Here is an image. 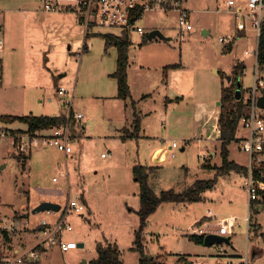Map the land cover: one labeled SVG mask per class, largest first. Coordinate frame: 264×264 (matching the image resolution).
Instances as JSON below:
<instances>
[{"label":"rangeland","instance_id":"374dc122","mask_svg":"<svg viewBox=\"0 0 264 264\" xmlns=\"http://www.w3.org/2000/svg\"><path fill=\"white\" fill-rule=\"evenodd\" d=\"M226 1L187 0L193 29L182 40L175 13L145 12L136 23L146 32L159 29L171 40L129 35L127 83L131 98L125 101L113 97L116 81L110 74L116 67L117 47L106 46L100 35L117 33L114 28L90 29L83 49L80 26L70 29L62 20L50 21L49 31L37 32L42 37L31 49L19 51L23 73L18 72L19 77L14 73L13 85L8 87L5 81L0 86V133L25 128L18 120L4 121L6 116H68L72 111L68 130L72 152L67 155L41 142L22 148L27 134H0V218L13 226L6 236L0 231V259L5 255L12 258V249L23 239L19 254L33 249L43 237L37 229L41 219L56 221L66 212L69 200H76L84 210L64 213L72 230L65 231L62 238L83 246L62 252L58 245H49L34 261L26 259L21 264H89L97 256L98 242L116 244L123 264H138L139 255L131 249L139 226V184L133 167L151 168L147 181L156 195L168 189L179 192L197 179L213 178L215 170L204 163L220 165V143L214 145L205 139L215 134L216 103L222 86L231 82L227 76L233 75L238 60L245 65L240 76L242 94L253 85L256 55L250 51L257 46L253 32L233 38L229 51L225 49L229 43L219 41L220 37L236 35L235 19ZM235 1L246 8L247 0ZM1 5L29 9L34 16L41 0H0ZM58 86L67 91L64 96L58 95ZM131 99L140 115L141 130L137 132ZM171 99L176 100L169 102ZM76 113L83 114L79 125ZM207 113L214 119L204 125L196 121L204 122ZM124 132L133 134L124 136ZM241 132L245 134V130ZM173 141L178 145L175 149L170 148ZM210 150L215 153L212 158L206 154ZM257 156L264 158V153ZM17 157H28L24 169ZM228 159L245 167L250 161L238 140L228 144ZM227 175L197 202L160 204L144 228L146 253L160 256L167 264H186L179 255L192 264H242L246 257L248 264H264V201L257 210H248L243 173L231 170ZM43 199L58 202L60 211L32 214L34 204ZM207 209L216 216L213 224L219 218H236L232 233L227 235L229 243L206 246L183 235ZM254 224L261 230L255 231ZM217 245L224 251L217 250ZM254 250L258 253L253 257Z\"/></svg>","mask_w":264,"mask_h":264},{"label":"built area","instance_id":"2783aa9c","mask_svg":"<svg viewBox=\"0 0 264 264\" xmlns=\"http://www.w3.org/2000/svg\"><path fill=\"white\" fill-rule=\"evenodd\" d=\"M67 2L63 4V2ZM187 0H43L42 9L45 11L68 10L75 13L80 25L83 26L86 33L90 29L103 27L114 28L118 33H127L132 35H145L146 31L136 22L148 11L173 12L177 15V23L179 28V39L182 40L184 34L189 33L193 29L190 21V10L186 6ZM226 6L235 19V36L220 37L219 41L230 43L238 33L252 31L256 39V49L253 53L257 57V47L262 34H264V0H247L246 8L236 3L235 0H227ZM3 49L4 34L0 18V83L3 74ZM264 89V65L260 66L257 61L253 67V85L248 89L244 99L249 102V111L240 118L239 127L245 130L240 138L239 147L242 151L249 155L250 161L248 165V173L244 181V188L248 196L249 210L250 203L260 199V193L264 191V172L260 173L259 178L253 176V165L264 160L257 155L264 153V107H258V98L262 95ZM67 91L60 87L57 90L58 95L64 96ZM83 118L82 113H76L75 121L79 125V120ZM69 123L51 126L48 133L29 137L24 144H20L22 148L37 145L40 142L43 145L53 146L65 154L72 152V144L68 134ZM6 132H1L5 135ZM24 140V135L21 136ZM14 142V139H13ZM24 142V141H22ZM172 147L176 148L177 143L172 142ZM102 156H105L102 154ZM53 180H56L53 178ZM74 209L76 212H82L84 206L76 200H69L67 210ZM66 210V212H67ZM51 213L53 211H45ZM64 212V213H66ZM64 213L54 222H48L41 219L37 225V229L43 235L39 243L23 254L15 257H3L0 264H21L28 261H34L38 252L45 250L49 245H58L62 252L74 249L78 246L75 241H65L62 234L65 231H71L72 227L65 222ZM236 222V218L232 216L224 217L218 221L219 226L216 230L211 231L202 227H198L195 234L206 235L208 233H216L218 235H228L232 233V228ZM13 229L12 223H6L0 218V231L6 232ZM217 250L223 251L222 245H217ZM246 260L242 264H248Z\"/></svg>","mask_w":264,"mask_h":264},{"label":"trees","instance_id":"16d2710c","mask_svg":"<svg viewBox=\"0 0 264 264\" xmlns=\"http://www.w3.org/2000/svg\"><path fill=\"white\" fill-rule=\"evenodd\" d=\"M105 41V45L115 44L117 47L116 55V67L115 70L110 74L116 81L117 93L116 97L122 100L130 99V91L127 83V65H128V39L129 35L127 33H102L100 34ZM88 37V34L86 35ZM147 39V38H146ZM226 50H230L232 44L229 43L225 46ZM257 63L262 66L264 65V34L260 37L258 47H257ZM243 69L240 65L234 66L232 80L229 85L222 86L221 96L219 100V114L217 118V126L219 130V153L221 157L220 165L211 166L210 164H204V167L215 169V176L208 179H197L190 187L176 192L173 189H168L161 191L159 195H156L150 188L147 178H148V168L142 165H136L133 167V174L139 184V208L136 211L139 218L138 229L134 232L133 246L131 249L135 250L138 255V264H167L164 260H161L160 256H150L145 251L144 246V228L147 224L148 216L153 213L156 208L163 202H197L202 199V193L206 190H210L214 187L217 176L229 173L231 170L247 173V166H242L235 163L233 160L228 159V144L232 141L238 140L237 130L239 129L240 118L249 111V102L244 99V94H242L240 99L234 98L236 81L241 79L240 76ZM144 97V96H143ZM142 97V98H143ZM136 101L131 99V107L133 110V121L134 130L137 132L140 129V115L139 111L136 109ZM72 111L69 112L68 116L57 115V116H47V115H10L6 116L5 120H18L26 125L25 129H6V133L15 135L17 133L27 134L30 138L43 134L51 126L57 124H63L66 121L70 122L72 120ZM74 122H72V125ZM124 131V130H123ZM124 136L131 135L133 133L124 132ZM136 135V134H135ZM133 136V135H132ZM29 157V155H28ZM28 157H23L22 159H17L22 162V168H24L25 159ZM264 172V160L258 164L253 165V176L255 178L260 177V173ZM264 201V191L260 193V199L255 202L250 203V210L255 208L260 202ZM250 222V219H249ZM250 227V223H249ZM255 231L259 230L261 227L257 224L253 225ZM261 230V229H260ZM3 235H7L3 232ZM203 236L199 234H191L189 236L190 240L196 243L203 242ZM229 240V239H228ZM229 243V241H228ZM96 258L92 259L89 264H123L120 259V251L116 244H103L98 242L96 245ZM255 255L258 253L256 250L253 252Z\"/></svg>","mask_w":264,"mask_h":264},{"label":"crops","instance_id":"0c3cea01","mask_svg":"<svg viewBox=\"0 0 264 264\" xmlns=\"http://www.w3.org/2000/svg\"><path fill=\"white\" fill-rule=\"evenodd\" d=\"M42 2H43V0H41L40 9H38V10L35 9L33 11L34 12V16L32 14V11L29 10V9L15 10V8H13V7H9L8 6V7L3 8V5L0 6V18H1L2 27H3V34H4V49H3L4 70H3L2 81L0 83V86L5 81H6V84H7L8 87L11 86V85H13V83L11 82V79L14 77V73L16 75L18 74V72H22L23 73L22 66H21L22 64H20V60L18 58L19 51L20 50L23 51L25 49H28V50L31 49L33 47V44H35V42L39 41V38L42 37L41 34L40 33H37V32H39V31L42 32L41 29H43V31H49V28H50L49 22L50 21H54L55 22V21L62 20L63 23H68L69 24V28L70 29H72V28H78V26H80L83 29V33H82L83 34V43H82V46L81 47L83 49H85V47H86L85 39L87 38L86 35L88 34V36H89L90 34L89 33H86L85 30H84V28H83V26L79 24L75 13L72 12V11H68V10L67 11H64V9H62V10L59 9V10H56V11H45V10L42 9ZM30 14H32V15L30 16ZM32 24H33L34 28L31 27ZM245 33H246V31L245 32H242V34L238 33V35H245ZM146 34H147V32H146ZM146 34H145V36H146ZM234 41L235 40H233L230 43L232 44ZM45 45H47V47L50 46L49 43H46ZM253 51H250V53L251 52L253 53ZM25 53H26V51L24 52V55H25ZM247 53H248V51H245V54H247ZM22 60H24V58H22ZM236 65H240L242 67V69H243V72L242 73H244L245 65H244L243 60H238V63H236L235 66ZM229 77L232 78V76H229ZM21 79H24V77H22ZM29 85L30 86L33 85V86H35V88L42 87L39 84H30L29 83ZM59 88L60 87L58 86L57 89H59ZM240 89L242 90V84H241V88ZM247 92H248V90H247ZM116 93H117V88H116ZM245 95H244V97H245ZM241 96H242V91H241ZM113 97L117 98L116 95H114ZM175 97H176V99H178L179 98V95H177ZM117 99L122 100L120 98H117ZM176 99H171V100H169V102H173ZM122 101H125V100H122ZM125 107L127 109L128 108V105L125 104ZM213 112L214 111L211 110V113L212 114H213ZM211 113L210 114L207 113V116L204 118V122H202L201 120L198 121L197 119H196V121L198 123L201 122L203 125L205 123H208L209 121H211V120L214 119L211 116ZM218 114H219V110L217 108V113H216V116H215V123L213 124V127H215V129H216L215 130V134L212 135L210 138H206L205 137L206 138L205 141H208V142H211V143L214 142V145L216 143H219V140H218L219 130H218V126H217ZM128 125H129V123H128ZM25 128H26V125H25ZM25 128H23V129H25ZM240 129L241 128L239 127V131L240 132H239V134L237 136L238 137V145L240 144V138L242 137V132H241L242 129L241 130ZM140 130H141V126H140ZM47 131H45V132H47ZM170 148L171 149H175V148L172 147V145L170 146ZM182 149H184V148H182ZM206 154H209V156L211 158L215 155V153H214L213 150L208 151V153H206ZM206 163L207 162H205L204 164H206ZM207 164H209V163H207ZM247 169H248V167H247ZM247 173H248V171H247ZM247 173L246 174L243 173V175H244L245 178H246ZM226 176H228V175L227 174H224V175L217 176V181H219L218 180L219 178L222 179V180H224ZM234 183H235V181H234ZM243 188H244V182H243ZM244 190H245V188H244ZM23 192L25 194H27V191L26 190L23 191ZM44 200H47V199H43L41 201H44ZM53 202H55V201H53ZM38 203H40V202H38ZM38 203L34 204L33 207H35ZM247 205H248V210H249L248 196H247ZM215 217H216L215 214L210 209H207V213L204 215V217L199 218V219L198 218L194 219V224H193V227L191 228V230L189 232H183V235H185V236H187L189 238V236L191 234H195L194 231L197 232L196 229L198 227H202V228H205V229H209L211 231L216 230L218 228V226H219L218 221L220 219H222V218L217 219V221L213 224L212 221L213 220H216ZM195 226H196V228H195ZM247 227L249 229V224L247 225ZM249 231H250V229H249ZM222 236H224V237L227 238V241H224V242L228 243V241H230V237H227V235H222ZM22 242L24 243V239H23ZM23 243H21V244L19 243L20 245H17V247H15V248L12 249V256L13 257H15V256H17L19 254L20 247L21 246H24ZM45 250H42V252L45 251ZM12 256H10V257H12ZM221 256H224V255H221ZM4 257H9V255H5ZM178 258L183 259V262L186 263V264H192V262H189L188 261V259H187V257H185V255H179ZM247 262H248V260H247Z\"/></svg>","mask_w":264,"mask_h":264},{"label":"water","instance_id":"95a60500","mask_svg":"<svg viewBox=\"0 0 264 264\" xmlns=\"http://www.w3.org/2000/svg\"><path fill=\"white\" fill-rule=\"evenodd\" d=\"M206 31H203V33H205ZM159 38L162 40H171L170 37H166L162 34V32L159 29H153L149 32H147L146 34V38L147 40H152L154 38ZM227 80L230 81V77L227 76ZM241 83L240 80L236 81V88H235V93H234V98L235 99H240L241 98ZM217 105H219V101L217 102ZM257 106L258 107H264V89L262 90V95L258 98L257 101ZM61 206L59 203L57 202H52V201H41L40 203H38L35 207H33L31 209V213L32 214H36V213H40V212H44V211H53V212H58L60 211ZM227 241V238L222 236V235H218L216 233H208L206 235H204L203 237V244L208 246V245H213V244H217V243H221ZM78 246H83L82 243H78ZM255 256V254L253 253V257ZM83 264H86V262L84 261Z\"/></svg>","mask_w":264,"mask_h":264}]
</instances>
